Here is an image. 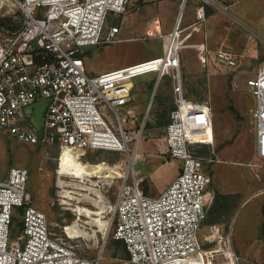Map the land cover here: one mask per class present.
Here are the masks:
<instances>
[{
	"label": "built area",
	"instance_id": "built-area-1",
	"mask_svg": "<svg viewBox=\"0 0 264 264\" xmlns=\"http://www.w3.org/2000/svg\"><path fill=\"white\" fill-rule=\"evenodd\" d=\"M23 12L22 28L12 33L0 27V129L19 140L58 145L61 161L66 151L79 159L88 151H121L129 155L112 203V217L104 241L122 240L129 260L137 264H240L231 234L224 245L206 249L199 230L213 202L206 192L212 183L208 160L192 151V117L210 113L207 102L193 105L186 99L179 25L170 32L163 55L89 74L85 48L111 42L120 26L109 25L113 16L129 11L132 0H16ZM207 50L204 43L190 44ZM214 61L234 75L241 55L220 46ZM172 71L175 107L157 144L159 154L179 157L183 166L159 195L142 187L145 177L136 161L145 139L146 119L138 127L133 101V78L156 72L158 83ZM234 77H236L234 75ZM256 97L252 109L256 123L255 150L264 160V62L246 78ZM156 92V90H155ZM48 99L42 138L26 108ZM150 101L147 116L151 110ZM210 116V115H209ZM211 123V118H210ZM85 183L83 177H79ZM29 169L11 166L0 179V264H100L104 247L93 256L83 254L70 240L77 238L65 225L68 238L52 231L46 214L31 205L27 192ZM91 201L94 203V201ZM14 206L24 207L22 235L10 237ZM79 226V223H78ZM24 239V243L22 240Z\"/></svg>",
	"mask_w": 264,
	"mask_h": 264
},
{
	"label": "rangeland",
	"instance_id": "rangeland-1",
	"mask_svg": "<svg viewBox=\"0 0 264 264\" xmlns=\"http://www.w3.org/2000/svg\"><path fill=\"white\" fill-rule=\"evenodd\" d=\"M19 12L23 15L16 0H0V16L18 18ZM108 24L120 26V31L111 42L85 48L83 58L89 74L163 55L170 32L179 25L178 41L188 44L180 50L186 99L193 105L207 102L211 106V123L207 120L201 125L192 117V125L199 126L194 128L200 131L191 133L190 138L192 149L204 144L212 149V154L199 155L208 160L212 174L206 192L213 198L215 189L237 192L235 204L227 213L216 212L203 221L199 239L204 248L212 249L224 245L231 234L233 248L241 256L240 264H264V160L256 155V123L251 110L257 101L246 82L264 62V0H132L129 11L113 16ZM202 41L209 47L206 51L190 45ZM220 46L241 55L236 77L214 61ZM172 75V71L165 73L156 88V72L133 78V101L129 107L134 110L138 127L145 119L146 123L149 121L135 166L145 177L141 187L150 195H159L183 166L181 158L159 154L157 141L164 129L150 126L155 123L158 108L155 99L147 116L155 94L157 100L171 96L175 102ZM128 157L121 151L95 150L86 152L81 161L95 165L103 162L119 170V166L125 167ZM59 162L58 145L25 142L0 129V179L8 175L11 166L27 167L29 203L44 211L54 233L68 238L65 225L74 223L77 228L79 223L80 236L70 241L83 254L93 256L104 247L100 264H137L129 260L124 242L112 237V230L107 240L103 238L112 217L110 204L121 179L84 178L85 185L98 182L99 191L90 196L98 202L103 199L106 204L104 223L99 222V215L79 213L81 206L97 211L99 204L96 207L86 201L88 191L74 186V182L81 183L80 178L58 172ZM23 212L24 207L14 206L16 220L10 237L22 235L19 223Z\"/></svg>",
	"mask_w": 264,
	"mask_h": 264
},
{
	"label": "bare ground",
	"instance_id": "bare-ground-1",
	"mask_svg": "<svg viewBox=\"0 0 264 264\" xmlns=\"http://www.w3.org/2000/svg\"><path fill=\"white\" fill-rule=\"evenodd\" d=\"M119 170L112 168L110 166H107V164L103 162L98 163V164L96 163V165L91 164L89 161L82 162L81 159H79L78 154L72 153L69 151H66L64 153L62 157V161H61V173L72 175V176H75L76 178H79V177H83L87 179L88 177H99V178H106V179L116 178L121 175L122 171L121 169ZM96 185H98L97 181H93L89 185H85V183L74 182L75 187H79V188H82L88 191L86 194V196L88 197L87 198L85 197L86 201L92 199V201H94V204H96V207L99 204V210L97 211L87 206H81L79 208V213L80 214L85 213L86 215H89V216H91L92 214L99 215L96 219H98L99 222L100 221L103 222L102 219L104 217V212H105L104 207L106 204L103 199H101V201L98 202L99 200L95 201L96 198L90 196L91 193H96L97 191H99ZM100 193L102 194L101 191ZM110 208L112 209V204H110ZM73 224L67 227L69 229V232L73 235L80 236V234L78 233L79 231H77V228L78 229L80 228L78 226H76L77 228L73 227ZM109 224H110V221H109Z\"/></svg>",
	"mask_w": 264,
	"mask_h": 264
},
{
	"label": "trees",
	"instance_id": "trees-1",
	"mask_svg": "<svg viewBox=\"0 0 264 264\" xmlns=\"http://www.w3.org/2000/svg\"><path fill=\"white\" fill-rule=\"evenodd\" d=\"M137 1L144 2L145 0H137ZM18 15H19L18 18H14L13 16H0V27L9 30L12 33L18 32L23 25V15L21 12H19ZM154 99L158 103V108L155 111V119H154L155 123L154 125H150V126L160 127L164 129V127L170 121V112L175 107V102L171 96H165V97L160 96V98H158L157 100V94H155ZM146 127H149V121H147ZM192 151L195 155L212 154V149L209 144H204L200 149H192ZM236 196L237 194L223 193L218 189H215L214 200L211 206L209 207L208 215L214 214L216 212L218 214L227 213L228 210H230L232 206L235 204L234 199L236 198ZM15 220H16V216H14L13 218L12 226L14 225ZM215 221L216 218L215 220H213V222ZM19 224L23 227V222H20Z\"/></svg>",
	"mask_w": 264,
	"mask_h": 264
},
{
	"label": "water",
	"instance_id": "water-1",
	"mask_svg": "<svg viewBox=\"0 0 264 264\" xmlns=\"http://www.w3.org/2000/svg\"><path fill=\"white\" fill-rule=\"evenodd\" d=\"M158 83V78L157 82L155 85V88L157 87ZM48 104V99L38 101L26 108L27 114L30 115L31 121L36 125L38 133H39V138H42V124H43V115L45 108Z\"/></svg>",
	"mask_w": 264,
	"mask_h": 264
},
{
	"label": "crops",
	"instance_id": "crops-1",
	"mask_svg": "<svg viewBox=\"0 0 264 264\" xmlns=\"http://www.w3.org/2000/svg\"><path fill=\"white\" fill-rule=\"evenodd\" d=\"M180 16V15H179ZM179 19V18H178ZM212 32H213V30H212ZM207 39H208V36H207ZM202 43H205L204 41H202ZM207 43V45H208V42H206ZM209 46V45H208ZM209 48V47H208ZM197 50V49H196ZM198 51H201V50H198ZM204 51V50H203ZM206 51V50H205ZM209 104V103H208ZM209 106H210V104H209ZM210 108H211V106H210ZM193 118H195V120L197 121V120H199V122H200V124L201 125H205V121H207V120H210V117H209V114L208 113H197L196 115H193ZM212 126H213V124H212ZM164 191V190H163ZM224 193H226V192H224ZM227 193H234V194H237V192L236 191H232V192H227Z\"/></svg>",
	"mask_w": 264,
	"mask_h": 264
}]
</instances>
